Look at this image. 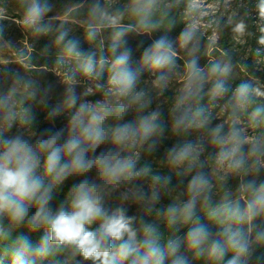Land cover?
<instances>
[{"label": "clouds", "instance_id": "9594fccd", "mask_svg": "<svg viewBox=\"0 0 264 264\" xmlns=\"http://www.w3.org/2000/svg\"><path fill=\"white\" fill-rule=\"evenodd\" d=\"M20 4L24 27L47 35V0ZM165 9V0H129L125 11L115 14L93 5L91 15L113 26L108 56L83 50L79 40L59 31L57 63L73 60L89 77L103 76L107 69L111 87L105 98L81 99L75 72L65 75L63 99L55 103L48 98L49 89L42 91L38 82L18 73L0 95V264H190L188 254L204 264H257L264 250V132L248 135L235 120L225 131L224 123H213L204 107H194L205 84L211 83L213 97L226 94L232 71L230 62L212 63L207 71L200 66L194 26L176 38L189 59L186 83L171 110V131L202 130L206 141L173 145L167 153L169 165L180 170L176 174L182 177L185 198L156 207L161 188L172 177L152 174L149 165H140L138 154L126 151L139 146L151 154L165 132L162 113L151 109V97L137 84L146 68L158 73L156 86L166 85L178 57L174 42L168 35L153 39L134 66L127 39L133 32L150 35L159 29ZM257 9L264 18V0ZM125 13L133 23H119ZM234 30L243 34L245 23ZM97 32L90 25L86 41L94 40ZM259 43L264 45V35ZM256 92L247 82L232 89L228 104L233 116L254 103ZM27 101L47 110L38 122L43 127L34 125L31 106H24ZM130 112L135 118L126 121ZM61 115L66 124L57 129ZM249 121L254 130L264 127V106L254 107ZM212 146L223 170L218 177L222 194L215 202L214 185L201 159ZM149 179L146 189L142 182ZM229 179L236 181L234 191L227 186ZM60 193L63 198L56 204ZM133 206L135 214L130 213ZM153 213L156 219L146 218ZM165 231L170 234L165 236Z\"/></svg>", "mask_w": 264, "mask_h": 264}, {"label": "rangeland", "instance_id": "374dc122", "mask_svg": "<svg viewBox=\"0 0 264 264\" xmlns=\"http://www.w3.org/2000/svg\"><path fill=\"white\" fill-rule=\"evenodd\" d=\"M171 1L172 0H165V5H168ZM258 3L259 1L256 0H192L191 7L187 11L185 17L183 29L189 25L195 27V54L205 43L211 46L218 42L223 27H225L226 23L231 22L233 25L232 34L234 36L236 47L241 54L246 55L250 43L249 27L255 25L256 30H264V18L259 15L257 9ZM49 4L51 5V11L45 17V19H48L49 21L48 26L58 31H66L69 26L67 25V22L77 23L80 26L85 25L88 21H94L96 23L108 22L96 18L93 15L89 17L90 14L88 13H91L93 5L98 4L102 9L107 10L109 14H115L116 12H124L125 7L129 4V0H52ZM75 7H84L88 10L83 13L81 18H73L71 17V11ZM23 18L24 8L21 6L20 0H0V95L7 93L4 89L12 85L14 75L18 73L25 79L38 82L42 91L49 89L48 98L52 103H55L63 99L65 87L63 81L65 75L75 72L77 92L81 95V99L95 101L105 98V93H107L111 87L107 83L108 76L106 81L101 84L98 82L96 76L89 77L82 74L77 69L76 62L73 60L66 59L62 64L56 63L52 67L37 66L36 68H32L29 66L19 55L23 53L24 49H30V39L31 37H34L36 33L31 29L24 27L21 23ZM127 18H129V16L125 13L123 19ZM120 21L119 23L123 24ZM241 21L246 25V30L243 34L234 30L235 26ZM93 26L98 29L95 39L92 40L93 45L95 47H105L108 45L113 31L109 29L110 25L95 24ZM1 27L4 28L8 38L1 33ZM19 27H21L26 33L25 36L20 34L23 32L19 30ZM177 36L173 37L172 40L176 51L178 52V57L176 58L174 67L168 74L169 78L166 85L162 88L156 86L154 80L158 73H152L149 71L146 75L141 76L137 84L138 90H144L151 97V109H158L162 113L164 124L167 125L166 133L160 138L156 150L151 154L141 149L139 146L126 149V151L138 154L140 160H147L152 163L151 168L160 169L162 167H167L176 172L180 170L172 168L168 163V149L173 145L182 146L185 143L196 142L197 140L206 141V133L202 130L199 132L192 130H189L188 132L181 131L179 133L171 131V110L177 102L186 83L187 73L185 64L189 59L186 50L181 49L179 44L176 43ZM258 47L261 52L260 56L256 59L255 67L264 70V45L259 43ZM211 48L212 47H210V49ZM196 56L199 59L198 54H196ZM217 62L224 63L223 60ZM133 64H135L134 60ZM231 67L232 71L227 78L230 79V81L240 74L235 67L232 65ZM203 68L207 71L208 67ZM250 76L254 77V79H259L257 76ZM4 86H6V88ZM210 87L211 83L205 84L203 93H210ZM255 87H257L256 98L264 101V84L258 83ZM231 96L230 91H228L222 97H213L212 101H207L201 106H197L196 103L194 107H204L211 114L213 123H224L225 131H227L228 127L235 120L238 127H244L247 129L248 135H253L256 132H259L258 129L254 130L250 127V112L247 109L237 110L235 116H233L232 108L228 104ZM34 105L39 113H46L47 110L44 109L42 105H39L38 103H34ZM135 115V112H130L129 115L125 117V120L132 121L135 118ZM110 123L116 124L118 121L113 120L110 121ZM65 124L66 121L63 115H61L56 121V127L59 129L64 127ZM102 147L107 148L110 147V145H104ZM98 151L100 150L98 149ZM217 151L218 149L214 146L208 147L207 153H211V156L209 157L206 153L204 157H201L205 165L204 170L210 176L214 185V202L219 198V195L222 194L218 177L223 174V170L218 168L215 161V154ZM152 174L156 173L152 172ZM142 183L145 184V188L147 189V186L151 181L149 179ZM235 183V180L229 179L227 181V186L234 191ZM182 193L183 190L180 188L173 189L169 186L163 187L161 188L160 203L167 205L165 197L173 200L177 198L184 199L183 195H181ZM234 195H238V193L234 192ZM137 211L138 209L135 206L130 208V213L132 214H135Z\"/></svg>", "mask_w": 264, "mask_h": 264}, {"label": "trees", "instance_id": "16d2710c", "mask_svg": "<svg viewBox=\"0 0 264 264\" xmlns=\"http://www.w3.org/2000/svg\"><path fill=\"white\" fill-rule=\"evenodd\" d=\"M52 0H47L48 3H50ZM259 1V0H256ZM192 4V0H172L168 5H166L165 9V15L163 16V19L161 21V27L155 31H153L150 35L148 34H140L137 35V33L133 32L130 33L127 37L129 46L132 49L133 52V60L135 61L134 66H139V56L142 52V50L146 47H148L153 39L158 38L160 35H168L171 39L175 36H177L180 31L183 29L185 24V17L187 15V11L190 9ZM88 10L84 7H75L71 11V17L73 18H81L83 13ZM89 17H91V13ZM17 16V15H14ZM157 19H160L159 16H157ZM123 24H129L133 23V21L129 18L122 19L120 21ZM46 26L49 27V21L48 19H45ZM95 24H109L108 22L103 23H96L94 21H88L85 25L80 26L77 23L73 22H67L68 28V38L70 39H77L80 41L81 48L85 51H92L95 52L97 57H99L101 54L108 56V50L107 46L105 47H95L92 43V41H86L85 36L87 33V30L90 25ZM50 28V27H49ZM109 29L113 30V26H110ZM19 30H21L23 33H20L22 36H25L26 33L23 31L21 27H19ZM233 25L231 22L226 23L225 27H223V30L221 32V35L219 36L218 42L212 44L211 46L205 43L202 45V47L197 51L196 54L199 56V64L202 67H210L212 63H216L217 61L223 60L224 62H230V64L235 67L240 74L236 76L233 80L230 81V79H227L226 83L229 87L230 94L232 95V89L235 88L236 85L239 83L247 82L251 84V86L257 90V87H255L256 84H264V70L257 69L255 67L256 59L260 56V49H258L259 45V39L261 35H264V31L256 30L255 25H251L249 27V49L246 53V55H243L240 53L239 49L236 47L234 36L232 34ZM113 32V31H112ZM1 33L3 36L7 37L4 28L1 27ZM59 34V31L50 28V31L47 35H38L36 34L34 37H31V44L30 49H24L23 53H21L19 56L23 58V60L32 68H36L37 66H48L52 67L57 63V59L60 57L61 52L60 48L61 46L55 44L56 36ZM8 38V37H7ZM210 47H212L210 49ZM259 50V51H258ZM148 70L145 68L141 72V76L146 75ZM257 76L259 79H254V77H251L250 75ZM109 73L107 72V69L105 70V73L103 76L97 77V80L99 83L103 84ZM247 75V76H246ZM5 82V81H4ZM6 88V86H4ZM9 86L4 89L5 92H7ZM257 93V92H256ZM256 93L253 96L254 103L250 105L247 110L251 112V110L256 106H264V101L258 100L256 98ZM213 95L211 93H202V99H200L197 102V106H201L202 104L206 103L207 101H212ZM25 107L31 106V113L36 117V120L34 121V125L43 127V124H39V120L41 117V113H39L38 109L35 107L34 102L27 101L24 105ZM167 130V125H165V132ZM259 132H264V127L258 129ZM149 165L152 167V163H150L147 160H140V165ZM152 172H155L156 174H159L161 176H171L172 181L171 184L167 185L173 189H182L184 191V185L180 183V180L182 177L177 176V172L170 170L167 167H162L160 169L151 168ZM72 181L66 182L65 185V191L67 190V187L70 186ZM63 198V193L57 194V196L54 199V203L58 204L59 201ZM183 198H185L183 196ZM167 204L173 201V199L165 197ZM163 205L162 203L157 204V207H161ZM143 214V213H141ZM147 219H156L155 213H153L151 216L146 217ZM205 223H209L206 219L203 220ZM160 223V228L162 231H164V224L163 222ZM184 229H181V233H183ZM169 231H165V236L169 235ZM189 255V261L190 264H204L203 260L197 261L195 260L191 254ZM257 264H264V250L261 251L259 254V259L257 261Z\"/></svg>", "mask_w": 264, "mask_h": 264}]
</instances>
